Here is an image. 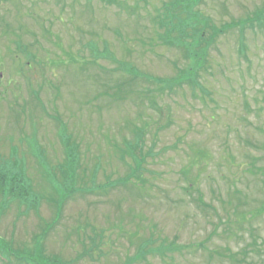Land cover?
Masks as SVG:
<instances>
[{
	"label": "rangeland",
	"instance_id": "rangeland-1",
	"mask_svg": "<svg viewBox=\"0 0 264 264\" xmlns=\"http://www.w3.org/2000/svg\"><path fill=\"white\" fill-rule=\"evenodd\" d=\"M105 1L0 0V157L17 149L37 194L49 193L38 157L51 168L64 160L59 126L78 145L91 187L96 170L97 185L127 175L117 150L126 156L133 131L150 125L145 194L119 187L69 199L45 253L68 264H126L142 236L154 232L214 253L185 250L174 260L137 264H264V29H247L243 40L238 30L221 35L199 72L205 92L188 85L160 92L145 79L173 78L175 65L187 66L178 49L156 36L164 34L153 21L156 9L172 0ZM263 8L264 0H202L197 10L221 29ZM91 46L101 54L100 67L131 64L142 79L118 98L124 73L97 69ZM147 89L157 107L142 99ZM39 214L53 221L47 199ZM42 229L25 206L0 217V238L15 249L33 246ZM95 234L102 236L100 252L80 259Z\"/></svg>",
	"mask_w": 264,
	"mask_h": 264
},
{
	"label": "trees",
	"instance_id": "trees-1",
	"mask_svg": "<svg viewBox=\"0 0 264 264\" xmlns=\"http://www.w3.org/2000/svg\"><path fill=\"white\" fill-rule=\"evenodd\" d=\"M9 1V0H6ZM202 0H172L170 3L164 4L161 9H156L157 16L153 21L157 24L158 29H163L164 34L156 36L168 46L176 48L181 52L187 66L184 69H179L177 65V75L169 79H154L148 77L145 79L149 85H156L159 91L173 92L175 88H183L185 85L191 87L195 92L197 88L203 90L199 81V72L204 71L208 65L209 51L214 47L216 41L221 35L232 30H238L244 38V34L247 29L254 30L257 26L259 29H264V8L255 12L252 17H248L245 20L239 22H232L225 25L221 29H218L213 25L210 18H206L202 13L197 10V7ZM111 2L110 4H113ZM22 4V3H21ZM131 14H135L137 8L128 10ZM7 34V32H6ZM93 49L94 63L96 68L113 76L114 72L120 71L124 73L125 79L123 84L118 83L116 85L120 88L118 91L120 96H123L125 89L131 86V83L138 84L141 79L135 68L131 64H120L118 68L114 70H108L100 67L97 64V60L101 57V54L93 46L89 47ZM31 54H28V56ZM130 78V80H128ZM114 80V79H112ZM115 82V81H114ZM130 83V84H129ZM203 92H205L203 90ZM153 92L147 89L142 93V99L150 102L153 106H158ZM35 97H38L37 92H33ZM62 123V122H61ZM147 124L143 128H137L133 131L134 138L131 142V146L127 149L128 153L124 156L120 150L117 152L120 154L119 159L123 166L128 168L127 175L119 180L108 182V184L97 185L95 178L98 174V170L92 172V186L88 185L86 167L81 165L80 153L78 145H75L72 141V137L68 133V127L59 126V135L61 137V143L64 151L63 163L59 164L57 168H51L46 163L40 164V169L45 174L47 189L49 193L47 196L37 194L35 191L34 181L24 168L22 160L18 158L17 149L15 150V156L4 159L0 157V217L7 212L10 207L14 205L25 206L27 211L34 210L36 217L42 223L41 234L35 236L33 246H25L20 249H15L12 242H8L0 238V261L2 264H68L63 262L56 256H48L45 253V241L53 230L54 226L58 223L61 217V213L65 203L71 199L76 198L78 195L81 197L88 195H99L101 193H109L119 187H124L133 195L145 194L144 187L148 184L146 180V174L149 173L148 165L149 158L152 157V151L146 150L145 138L149 128ZM46 162L45 159H42ZM48 171H46V169ZM59 172V175L55 171ZM80 173L82 176L80 177ZM81 183V184H80ZM194 186L191 184L190 187ZM79 196V197H80ZM47 199L49 207L54 211V219L51 223H47L39 214V208L42 201ZM200 203L204 207H210L205 204L203 199H199ZM257 210L256 213H259ZM248 215V214H247ZM250 215H248L249 217ZM252 216H256L254 213ZM239 217V216H238ZM239 219L236 221L238 222ZM224 222L222 219L220 223ZM216 225H214V228ZM221 227V224H220ZM213 231V234H218L219 228ZM100 234H95L91 238L92 245L88 250H85L80 259L84 256H93V253L100 252L102 242H98ZM255 244L256 241H255ZM185 250H195L197 252L204 251L207 254H213L212 250L206 249L202 243L192 245H180L177 241L166 239H159L155 237V233L152 232L150 236H142L137 251L134 256L127 259L126 264H137L147 262L149 258L159 257L161 259L169 258L171 260L176 259V255L182 254ZM248 252L246 249L243 253ZM241 262L247 264L246 259H242ZM236 264H238L236 262ZM252 264V263H249Z\"/></svg>",
	"mask_w": 264,
	"mask_h": 264
}]
</instances>
